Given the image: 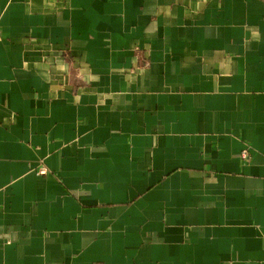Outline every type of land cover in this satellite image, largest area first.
Segmentation results:
<instances>
[{"label": "crops", "instance_id": "obj_1", "mask_svg": "<svg viewBox=\"0 0 264 264\" xmlns=\"http://www.w3.org/2000/svg\"><path fill=\"white\" fill-rule=\"evenodd\" d=\"M0 264H264V0H0Z\"/></svg>", "mask_w": 264, "mask_h": 264}, {"label": "built area", "instance_id": "obj_2", "mask_svg": "<svg viewBox=\"0 0 264 264\" xmlns=\"http://www.w3.org/2000/svg\"><path fill=\"white\" fill-rule=\"evenodd\" d=\"M243 157L244 158H249V153H248V150H244L243 151ZM39 171H40V173H45L46 172V169L44 168V167H41L40 169H39Z\"/></svg>", "mask_w": 264, "mask_h": 264}]
</instances>
